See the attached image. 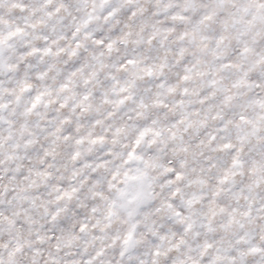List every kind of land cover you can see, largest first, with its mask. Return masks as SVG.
Returning a JSON list of instances; mask_svg holds the SVG:
<instances>
[{
  "label": "clouds",
  "instance_id": "clouds-1",
  "mask_svg": "<svg viewBox=\"0 0 264 264\" xmlns=\"http://www.w3.org/2000/svg\"><path fill=\"white\" fill-rule=\"evenodd\" d=\"M0 264H264V0H0Z\"/></svg>",
  "mask_w": 264,
  "mask_h": 264
}]
</instances>
